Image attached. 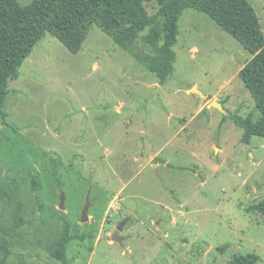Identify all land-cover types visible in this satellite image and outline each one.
<instances>
[{
    "label": "rangeland",
    "instance_id": "rangeland-1",
    "mask_svg": "<svg viewBox=\"0 0 264 264\" xmlns=\"http://www.w3.org/2000/svg\"><path fill=\"white\" fill-rule=\"evenodd\" d=\"M249 1L264 30V0ZM164 2H147L149 14ZM179 27L165 84L97 25L78 53L47 34L26 58L0 117L8 264H61L53 250L65 224L95 235L69 244L73 264H229L237 253L264 264V216L250 210L264 199V136L245 143L230 117L257 116L238 76L253 56L196 9L183 11ZM163 37L159 17L135 51L153 55Z\"/></svg>",
    "mask_w": 264,
    "mask_h": 264
},
{
    "label": "trees",
    "instance_id": "trees-1",
    "mask_svg": "<svg viewBox=\"0 0 264 264\" xmlns=\"http://www.w3.org/2000/svg\"><path fill=\"white\" fill-rule=\"evenodd\" d=\"M152 0H33L22 6L19 0H0V117L5 118L9 83L20 75V68L35 46L47 34L56 37L69 51L78 53L92 26L97 25L125 50L134 54L146 68L165 84L175 72V44L180 34L179 20L187 8L210 16L234 36L253 57L238 76L250 91L257 116L230 114L244 129L242 140L250 144L253 136H264V30L256 9L249 0H165L156 15L146 3ZM164 18L163 43L153 55L139 54L135 44L157 18ZM156 42V41H154ZM38 180L34 186L38 187ZM264 216V199L250 207ZM92 233H72L68 224L56 240L53 254L61 264H73L68 247L73 240L85 241ZM0 264H8L9 246ZM257 253L234 254L229 264H257Z\"/></svg>",
    "mask_w": 264,
    "mask_h": 264
},
{
    "label": "water",
    "instance_id": "water-1",
    "mask_svg": "<svg viewBox=\"0 0 264 264\" xmlns=\"http://www.w3.org/2000/svg\"><path fill=\"white\" fill-rule=\"evenodd\" d=\"M192 91H194L195 93L201 95V96H204L202 94V92L197 89V88H193ZM212 107H215L217 108L218 110L222 111L223 113L227 114V110L224 108L223 104L219 101H213L212 102ZM65 193L62 192V196H61V205H60V208L61 209H64L65 207ZM92 206V202H91V189L89 188L88 192H87V195H86V198H85V204L83 206V209H82V212H81V221L82 222H86L87 220H89V211H90V208ZM127 220L126 221H123L119 227H118V231H123L124 229V225L126 224ZM113 240H116V241H122L123 237H121V235H119V233H115L112 237Z\"/></svg>",
    "mask_w": 264,
    "mask_h": 264
}]
</instances>
